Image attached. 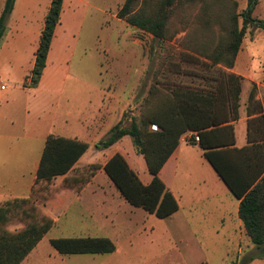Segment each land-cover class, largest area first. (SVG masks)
Segmentation results:
<instances>
[{
  "label": "rangeland",
  "instance_id": "rangeland-1",
  "mask_svg": "<svg viewBox=\"0 0 264 264\" xmlns=\"http://www.w3.org/2000/svg\"><path fill=\"white\" fill-rule=\"evenodd\" d=\"M139 1H143L148 14L155 9L158 2V0ZM86 2L92 7L79 5V11L85 10L86 15L81 14V19L77 18L81 24H76L75 30L80 34L76 54L81 53L82 57L79 59L78 55H75L72 69H79L71 71V75L75 74L81 80L90 81L93 79L91 73L95 63L103 60L105 70L102 73L103 83H107L109 80L107 68L113 65L130 67L144 57L145 63L150 64L152 70L150 80L147 81L145 78V85H158L157 88H153L154 95L149 99V111L164 98V92H166L164 90L177 88L178 85L181 87H187L185 84L192 85L193 87L190 88L193 91L210 94H215L217 90L219 100L227 97L228 74L223 71L221 65H214L199 58L198 55L216 52L225 47L228 43L227 30L231 16L239 15L246 10L248 0H207L202 6L183 5L168 23L165 40L159 43L155 42L151 35L118 18L117 13L123 0H86ZM259 3L262 4V8L257 10ZM254 16H264V0H257L252 13V17ZM238 25H241V18H238ZM256 30L254 26H249L246 30L244 44L249 50L264 47L261 40H254L253 36V39L249 38ZM257 33L263 32L260 30ZM21 49V46L10 48V50H17L16 54H19ZM1 50L3 51L0 53V82L6 86V90L0 91V116L12 118L13 129H15L14 139L7 141L4 147L7 158L5 170L15 176L16 180L28 183L36 158L40 156L41 145L36 140L28 138L27 125L30 119L37 120L35 114L38 113L37 110L41 108L44 101L40 100L36 93L28 94L29 84L23 83L16 54H9L7 44H3ZM78 64L81 67H78ZM192 74L197 77H190ZM148 86L144 88L142 82L140 83L135 89L134 101L143 100ZM182 89L185 90V88ZM125 90L108 88L105 92H111L113 95V92L121 93ZM65 91L69 99L65 97L59 104L54 131L61 123L59 121L62 120L61 114L64 109L72 113L71 116H76L79 109L99 105L101 100L99 91L81 85L67 86ZM106 98L108 96L104 94L102 99L105 103ZM116 101L113 96L108 99L112 109L115 105L117 106ZM137 110L138 107L130 105L124 111V117L120 115V109L110 114L115 115L117 112L120 120L122 119L121 127H128L131 120L135 118L138 125L140 124ZM42 112L43 110L38 115L40 122L43 116L51 113L50 111ZM115 120L114 116L113 120L109 118L108 124L93 141L105 139L107 134L104 133L110 125L115 124ZM125 139L124 144L128 150H125L124 158L139 180L147 183L150 176L144 160L134 153L130 139ZM188 151V155L195 158V151L191 149ZM107 154L108 152L105 155ZM102 156V154L94 153L91 158L100 162ZM20 163L22 165L19 167ZM95 166L77 168L63 182L58 180L61 182L37 184L33 189L32 201L23 208L25 214L19 212L18 215H13L5 225V229L10 232L21 230L24 225L40 217H48L44 206L54 192L59 188L82 190L94 174L100 171L101 165ZM175 183L176 181L171 179L168 184L172 186L175 196L179 198L181 187L177 190L174 187ZM91 190L98 193L96 199L102 200L103 204L95 206L93 202L91 205L88 201L89 205L86 207L77 202L67 216L62 218V215H58V219H61L39 242L29 257L28 264H264V261L260 259L247 261L251 254L253 256L259 254L251 243L244 245L245 249L243 248V252L249 256L244 254L238 256L236 249L230 245L236 243V233L222 228L219 216L207 210L208 205L200 204L199 199L194 201L200 207L192 213L191 208L185 206L186 200L183 199L180 200V204L183 205L180 214L171 218L158 219L139 208L130 206L121 197L116 196L117 191L104 172L98 174L90 184L85 192L84 201L90 199L88 195ZM228 210L231 212L232 208L228 207ZM74 237L107 238L113 244L114 251L103 255L63 257L49 244V241L53 239Z\"/></svg>",
  "mask_w": 264,
  "mask_h": 264
},
{
  "label": "trees",
  "instance_id": "trees-1",
  "mask_svg": "<svg viewBox=\"0 0 264 264\" xmlns=\"http://www.w3.org/2000/svg\"><path fill=\"white\" fill-rule=\"evenodd\" d=\"M14 1L5 0L0 15V41ZM206 1L158 0L155 9L148 14L143 1L125 0L117 16L128 25L151 35L159 43L165 40L168 23L180 7L202 6ZM248 1L246 10L231 16L225 47L198 55L199 58L232 69L247 28L254 26L264 32V20L252 17L257 0ZM62 2L51 0L44 18L30 72L31 89L38 86L42 76L54 29L59 23ZM238 18H241L240 26ZM227 81V97L221 100L217 98V90L215 94L179 88L164 90V98L142 117L139 125L132 119L128 127H121V119L94 148L102 151L123 137H129L136 155L144 160L151 178L149 184L141 183L120 154L107 160L102 171L126 203L158 219H165L178 210V204L160 180L159 171L178 147L182 136L196 134L199 142L195 145L230 194L239 200V219L251 243L259 251L258 256L264 258V117L248 121L247 141L252 145L236 149L232 123L238 119L241 78L228 74ZM153 88L149 89L146 101L154 95ZM150 125H156L158 132H150ZM188 143L194 145L191 139ZM87 150V144L48 136L39 159L34 187L39 183L49 184L57 177L73 172L74 165ZM33 189L28 198L0 203V264H21L53 226V220L40 217L24 225L21 230L10 232L5 229L13 215L19 212L25 214L23 208L32 201ZM49 244L63 256L103 255L114 251L109 239L98 237L59 238L50 240Z\"/></svg>",
  "mask_w": 264,
  "mask_h": 264
},
{
  "label": "crops",
  "instance_id": "crops-1",
  "mask_svg": "<svg viewBox=\"0 0 264 264\" xmlns=\"http://www.w3.org/2000/svg\"><path fill=\"white\" fill-rule=\"evenodd\" d=\"M124 1L125 0H123L122 3H124ZM4 3L5 0H0V15L4 8ZM50 4L51 0H15L13 10L6 23L4 36L0 41V53L3 51L1 50L3 44H7L9 48L8 52L11 55L16 54L17 52V50H10L11 46H21L22 49L19 51V54H16V56L19 63V72L21 73L25 85L29 84L30 72L34 65V55L39 44L44 18L48 12ZM79 5L90 6L86 0H63L59 23L54 29L50 48L46 56L45 67L38 86L35 89H31L30 87L27 89L29 95H31L30 93H36L39 95V99L44 101L41 108L37 110L38 113L35 114L37 115V120L33 121L30 119V123L27 125L29 131L28 138L36 140L41 145L40 156L47 137L54 136L75 140L88 145V150L77 161L73 170L91 165H101L100 171L94 174L91 181L86 183L82 190L74 191L70 188H59V190H56V192H54V194L46 201L44 211L46 215L53 220V226L61 219H58V215H62V218L67 216L68 212L77 202H80L81 205L86 207L89 205L88 201H90L91 205L94 203L95 206L103 204L102 200L96 199L98 193L92 190L88 195L90 199L84 201L86 197L85 192L88 190L90 184L96 179L97 175L103 172L102 167L107 160L115 154H120L123 158L126 157L124 153H126L125 150L127 147L124 142L126 140L125 138H130L127 136L123 137L111 147L102 151H97L94 148V145L97 142H94L93 139H95L101 130L108 124L107 121L109 118L113 120L114 116L116 119L115 124L110 125L104 134H107L110 129L120 121V117L116 114L117 112H115V115L110 114V112L114 110L120 109V115L122 116L124 111L130 105L138 107L137 117H139L140 122L142 117L149 112L148 108L150 106V101H146L145 96L147 97L151 87L157 88L158 86L154 84L149 86L145 85V78L147 81L150 80L149 78L152 70L150 64L145 63L144 57L142 60L139 59L138 63L136 62L130 67L113 65L112 67L107 68L109 71V80L107 83H103L102 73L105 71L102 64L103 60H98L97 64L95 63L91 73L93 79L90 81L87 79L81 80L75 74L71 75V71L79 69H72V62L75 55H78L79 59L82 57L81 53L76 54L80 34L78 31L75 32V30L76 24H81L80 20L77 18L81 19V14L86 15V11H79ZM261 8L262 4L259 3L256 9L260 10ZM253 18L264 20V16H254ZM257 31L260 32V29H257L249 38L261 40L264 44V32L261 30L263 33H257ZM245 38L246 35L242 39L232 69L228 70L223 68V71L226 74H233L241 78L238 119L232 123L235 142L234 147L236 149H242L252 145L248 144L247 141L248 121L259 116L264 117V47H257L249 50L244 44ZM76 61L74 62L75 64ZM77 66L81 67L79 64ZM190 77L196 78L197 76L192 74ZM141 82L144 88L148 86V90L147 93L144 94L143 100L137 102V100L134 101L135 89ZM2 85L3 84L0 82V87ZM79 85L99 91L101 96L99 105H91L90 107L79 109L76 116H71L72 113L68 112L67 109H64L61 114L62 120L59 121L61 123L54 131V122H56V113L59 110V104L61 100L67 96L65 91L66 87H78ZM178 86L179 87L177 88L179 89L185 88L186 90H193L190 88L193 87L192 85L188 86L185 84L187 87H181V85ZM4 87L5 89H0V91H5L6 86ZM108 88H120L126 90L121 93L113 92L112 95L111 92H105V89ZM104 94H107L108 96V98H106V103L103 100L104 98L102 99ZM111 96L117 100V106L115 105L113 109L108 103V99ZM42 110V113L50 111L52 114L50 113V115L43 116L42 121L40 122L38 121V115ZM135 122L138 124L136 118ZM13 127L12 118H6L5 115L0 116V203L13 199L28 198L30 196L31 191L34 188L35 174L40 159V156H37L38 158H36L33 172L28 183L23 180H16L15 176L9 174L5 170V167L7 166V158L5 157L4 147L7 141L14 139L15 129H13ZM259 133L261 134L260 131ZM190 135L194 134H184L182 139ZM182 139H180L178 147L168 158L158 174L160 180L170 191L178 204V210L168 218L180 214V211L183 209L180 200H186L185 206L191 208L190 212L192 213L194 210L196 211L199 209L198 207L200 206H197L199 204L194 201L199 199L201 202L200 204L206 203L208 205L206 207L207 210H211L212 213L219 216V223L222 228L224 227L225 230L236 233V243L230 244L232 248L236 249V254L238 256L242 254L249 256L247 253L243 252L245 249L244 245L250 244L251 241L238 216L239 200L230 194L226 186L217 177L214 170L203 158L202 151L195 144H189V140L186 142ZM188 149L195 151V158L188 155ZM186 151H188V153ZM107 152L108 154L105 155ZM94 153L103 155L100 162H96L91 158ZM124 159L126 161V158ZM131 162L133 161L131 160ZM21 165V163L18 164L19 167ZM69 176H71V172L66 176L57 177L54 182H63ZM171 179L176 181L174 187L177 190L181 187V190H179V198L175 196L172 186L168 184ZM150 180L151 178L147 183L142 181L141 183L147 185ZM6 185H8V187H6ZM116 194V196L120 198L119 193L117 192ZM228 207L232 208L231 212H229ZM55 217H57L58 220ZM36 247L21 264H28L29 257ZM226 247L228 248L227 245ZM246 258L244 260H246ZM254 259L264 261V258H261L258 255L253 256L252 254L248 257L247 261Z\"/></svg>",
  "mask_w": 264,
  "mask_h": 264
},
{
  "label": "built area",
  "instance_id": "built-area-1",
  "mask_svg": "<svg viewBox=\"0 0 264 264\" xmlns=\"http://www.w3.org/2000/svg\"><path fill=\"white\" fill-rule=\"evenodd\" d=\"M0 89H1V90H4L5 87L2 85V86L0 87ZM149 130H150V132H158V128H157L156 125H150V126H149ZM181 139H182V138H181ZM190 139L193 141L194 144H198V142H199V138H198V136H197L196 134H194V135H190V136H188V137H186V138H184V139H182V140H183V141L185 140V141L187 142V140H190Z\"/></svg>",
  "mask_w": 264,
  "mask_h": 264
}]
</instances>
